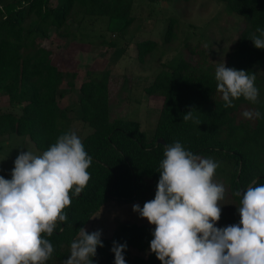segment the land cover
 I'll return each instance as SVG.
<instances>
[{
	"label": "trees",
	"instance_id": "16d2710c",
	"mask_svg": "<svg viewBox=\"0 0 264 264\" xmlns=\"http://www.w3.org/2000/svg\"><path fill=\"white\" fill-rule=\"evenodd\" d=\"M149 2L156 0H147ZM166 1V0H163ZM241 20V28L226 52L228 68L244 70L256 76L259 90L257 103L243 97L225 108L217 92L214 66L209 63L199 44L186 43L187 55L172 64L162 65L152 83L144 89L147 96L161 97L162 103L150 137L134 120L109 117L108 77H90L78 86L80 118L91 129L81 141L92 158L90 179L78 196H73L64 209L65 222H57L52 236L44 234L54 247L45 264H64L78 231L108 200L130 203L142 198L160 179V162L165 145L180 142L185 150L219 163L216 173L225 183L235 204L232 215L223 218L238 225L243 191L252 183L264 184V49L255 48L250 40L256 29H264V0H215ZM134 0H0V97H6L18 112L0 113V137L9 134L26 136L35 148L45 152L58 137L67 133L66 111L57 98L63 97L61 86L74 87L72 73H63L51 62V50L38 39L50 33L60 38L75 36L70 29L92 17L105 19V29L125 35L133 22ZM174 20L168 21L164 41L174 38ZM123 38V37H122ZM115 40L107 44L114 45ZM105 44V42H104ZM113 44V45H112ZM156 47L155 41L136 43L137 59L143 61ZM191 109L194 120L184 121ZM246 110H258L260 119H245ZM162 139L163 144L156 143ZM71 195V193H70ZM229 215V214H228ZM155 227L139 224L118 225L103 247L97 248L92 264H114L113 242L127 245L123 255L126 264H161L151 252L150 242ZM91 233V232H89ZM136 253L131 254L132 251Z\"/></svg>",
	"mask_w": 264,
	"mask_h": 264
},
{
	"label": "clouds",
	"instance_id": "9594fccd",
	"mask_svg": "<svg viewBox=\"0 0 264 264\" xmlns=\"http://www.w3.org/2000/svg\"><path fill=\"white\" fill-rule=\"evenodd\" d=\"M250 40L264 49V29ZM254 73L228 68L215 69L217 92L225 108L243 97L257 103L259 90ZM189 110L183 120H194ZM245 119H260L258 110H246ZM160 179L153 200L133 211L155 226L150 250L161 264H264V184L256 180L241 193L240 222L217 228L219 202L225 187L213 181L219 163L185 150L180 142L164 147ZM92 158L80 137L67 132L42 155L21 151L14 161L11 179L0 176V264H45L54 247L44 238L52 236L57 222H65L64 209L87 185ZM71 193V195H70ZM101 231L84 227L71 242L64 264H92L97 248L103 247ZM127 245L113 242L114 264H126Z\"/></svg>",
	"mask_w": 264,
	"mask_h": 264
},
{
	"label": "rangeland",
	"instance_id": "374dc122",
	"mask_svg": "<svg viewBox=\"0 0 264 264\" xmlns=\"http://www.w3.org/2000/svg\"><path fill=\"white\" fill-rule=\"evenodd\" d=\"M132 8L133 22L126 33L105 29L106 20L92 17L80 27L70 24L76 34L72 38H60L54 33L44 39H38L41 46L51 50V62L63 73L64 80L72 79L74 87L69 89L62 84L63 97L57 102L67 114L64 128L75 132L80 139L91 132L81 120L78 106V86L90 77L100 78L106 72L108 77L109 117L134 120L147 137L153 133L162 98L147 96L148 87L162 65L172 64L178 57L187 55L186 43L199 44L204 49L209 63L214 68L224 62L226 52L241 28V20L228 13L222 4L215 0H134ZM174 20L172 32L174 38L164 41L168 21ZM123 37V38H122ZM115 40L114 45L107 44ZM141 40L155 41L156 47L143 61L137 59L136 43ZM105 42V44H104ZM264 73V70L263 72ZM17 108L8 104L6 97H0V113H16ZM21 151L42 155L26 136L9 134L0 137V176L11 179L14 161ZM215 172L213 181L225 187L224 199L219 202L221 217L217 228L230 226L224 216H231L235 204L229 197L225 183ZM142 198L130 203L108 199L96 212L85 229L88 232L100 230L102 237L108 238L121 224H139L155 227L133 211V205L142 209L145 202L154 199L156 188ZM229 214V215H228ZM150 249V248H149ZM136 253L132 251L131 254Z\"/></svg>",
	"mask_w": 264,
	"mask_h": 264
},
{
	"label": "water",
	"instance_id": "95a60500",
	"mask_svg": "<svg viewBox=\"0 0 264 264\" xmlns=\"http://www.w3.org/2000/svg\"><path fill=\"white\" fill-rule=\"evenodd\" d=\"M156 143H161V144H163V141H162V139L160 138V139L157 140ZM244 191H245V190L241 191V193H243Z\"/></svg>",
	"mask_w": 264,
	"mask_h": 264
}]
</instances>
